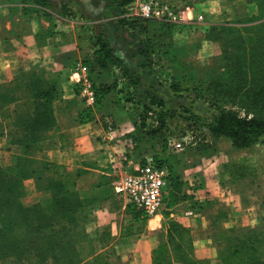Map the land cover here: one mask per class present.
Listing matches in <instances>:
<instances>
[{"label": "trees", "instance_id": "trees-1", "mask_svg": "<svg viewBox=\"0 0 264 264\" xmlns=\"http://www.w3.org/2000/svg\"><path fill=\"white\" fill-rule=\"evenodd\" d=\"M33 1H37L40 6L52 5L49 0ZM110 1L124 7L125 13V7L133 0ZM254 3L255 13L244 18L246 22L213 23L204 34V39L220 44L222 72L218 78L200 82L194 91L197 98L207 102L217 114L212 122L203 123L200 127L191 121L188 129H191V134L199 130L204 136L203 145L208 149L212 144L205 141L207 137L212 142L226 139L236 150L249 149L264 137V0H254ZM62 5L60 8L65 7ZM125 17L128 22L138 23L142 30L149 29L145 23L153 20ZM158 22L161 28H166L163 33L173 31L174 25ZM91 45L93 50L90 60H83L90 71L97 69L107 73L122 64L101 35L95 36ZM147 52L160 60L166 56L167 49L151 43ZM126 73L122 69V74ZM172 81L169 88L176 92V83ZM92 82L95 103L92 108L86 106L80 110L81 123L93 119L94 110L102 102L103 96L117 90L116 77L111 83ZM59 98L61 90L58 82L38 76L33 69L24 71L19 68L10 80L0 81V137L9 131L10 144L18 149L10 151L7 148L8 154L4 159L0 156V261L9 259L18 264H81L85 250H81L79 245L85 241L90 243L85 232L86 225L91 221L89 211L94 203L114 192V177L97 174L93 170L94 165L87 161L81 162L72 172L62 173L57 171L59 166L53 161L40 162L36 157L41 142L55 136L49 133L55 127L52 103ZM146 99L147 102L133 100V97L124 100L130 101V106L135 102L133 107L140 104V122L135 131L140 130L141 134L153 138L160 134L164 136L163 151L167 147L170 129L162 110L155 116V124L143 132L147 115L152 113L153 107L163 109V100L152 95H147ZM235 107L242 109L244 114L241 115ZM194 119L190 115L187 120ZM155 155V163L164 165ZM238 167L241 179L250 180L255 172L249 160L242 159ZM169 170L172 188L173 175ZM28 178L33 179L35 189L41 195L39 201L32 204L24 202L26 192L23 182ZM87 189H97V192L82 196L80 192ZM101 195H104L103 198ZM182 195L184 201L191 200L190 195ZM207 203L209 201H194L193 206L200 212ZM127 205L136 211L134 213L137 216L142 215L144 220L147 219L140 210L129 203ZM222 213L219 209L216 216ZM169 214L162 211L166 239L151 250V264H210L209 260L196 257L191 229L169 217ZM17 228L23 230L22 235H17ZM212 232L216 259L220 264H264V223L253 227L218 226ZM89 251H93L92 245Z\"/></svg>", "mask_w": 264, "mask_h": 264}, {"label": "crops", "instance_id": "crops-1", "mask_svg": "<svg viewBox=\"0 0 264 264\" xmlns=\"http://www.w3.org/2000/svg\"><path fill=\"white\" fill-rule=\"evenodd\" d=\"M59 1L68 9L59 11L39 5L43 11L34 12L28 20H22L18 11L3 12L0 81L10 80L16 67L24 64L31 65L38 76L56 80L61 98L52 103L55 118L52 132L55 136L41 142L36 157L63 163L61 140L77 131L81 153L88 158L86 161L94 165L93 170L97 174H113L114 177L115 173L124 169L130 171V166L133 168L139 163L136 153L126 144L128 137L123 134L130 129L135 130L128 117L127 107L130 103L124 99L133 97V100L146 102V96L152 95L165 103L161 95L165 90L162 86L165 81L161 82L163 79L157 70L159 64H156L158 60L147 52L150 44L157 43L161 48L179 51L193 40L198 54L210 55L216 48L211 41L204 39V34L211 23L219 22L222 17L216 11L214 0L194 1L191 7L194 14L203 11L198 31L202 36L196 39L194 32L187 29L163 33L166 28H161L157 20L147 21L145 24L150 28L142 30L138 23L125 19L124 7L110 0ZM10 5L17 7L19 3ZM97 35L108 41L122 61L120 66L113 67L107 73L97 69L90 71L83 61L90 60L93 50L91 42ZM150 57L152 59L148 60ZM122 69L127 71L125 75ZM84 74H88L96 84L111 83L116 77L117 90L105 94L103 105L99 106L97 112L94 110V118L81 123L79 112L87 106L79 95V81ZM105 167L106 170L103 169ZM24 182L32 183V179ZM238 182L244 186L242 196L235 197L226 188L217 187L212 192L214 203L210 201L205 209L196 211L194 216L170 212L169 217L191 229L196 253V242L206 240L204 237L211 229L207 228L210 225L213 228H226L253 227L264 223V172L252 182L241 179L230 182V185L238 186ZM95 191L97 189L86 190L87 193ZM192 193L199 201H206L198 191L190 190L185 194ZM219 204L226 205V210L217 217ZM125 209L120 215H116L108 205L95 211V220L88 224V230L94 233L88 235L94 248L92 252L88 248L85 250L81 264H151V250L166 239V230L162 225L164 216L158 214L144 220L131 208L125 206ZM215 261L220 264L217 259Z\"/></svg>", "mask_w": 264, "mask_h": 264}, {"label": "rangeland", "instance_id": "rangeland-1", "mask_svg": "<svg viewBox=\"0 0 264 264\" xmlns=\"http://www.w3.org/2000/svg\"><path fill=\"white\" fill-rule=\"evenodd\" d=\"M27 1L30 0H0V4L2 5L3 12L5 11L6 14L8 12L12 13L13 10L18 11V16H20L22 20H28L34 12H41L43 10L39 8L40 4L37 1L32 0L30 3ZM194 1L196 0H174V3L177 6L192 7ZM14 2H18L19 5L17 7L14 5L11 6L10 4ZM51 3L52 5H49V9L59 11L68 9H65V7L60 8L62 5V2L60 1ZM214 4L216 11L219 12L222 17L219 22H246L244 18H248L255 13L254 0H214ZM196 14H203V11L200 13L197 12ZM40 16L43 15L40 14ZM200 21L193 20L191 22L170 24L174 25L173 31L187 29L194 32V38L197 39L202 36V34L198 33ZM3 24L4 21L0 25L1 35V28H4ZM189 43V45L183 46L182 49H179V51L167 48V52L165 53L166 56H163L162 59L158 60L156 63L159 64V68L157 70L163 79L161 82L165 81V84L162 85L165 87V90L161 93L162 97L165 99V103L163 102V109L153 107L152 113H149L146 117L145 127H142L143 132H147L150 126L152 127V125L155 124L154 118L161 110L165 123L170 129L171 136H169L174 137V139H179L180 135L191 137V129H188L191 121H195L196 123L194 124L200 127L203 123L208 124L212 122L215 114H217V111L210 108L207 102L197 98L194 88L195 86H198L200 82L206 83V81L218 78L219 74L222 72V68L220 66L223 60L220 44L218 42H212L215 45V51L210 55H200L194 49V41L192 40ZM21 59L23 60V57H21ZM19 68H22L24 71L33 69L29 64L20 65L13 71L12 76L18 72ZM171 79L173 80L172 83H176V92H173L169 88ZM126 102L128 104L130 103V101ZM103 103L104 100L100 103V105H103ZM132 103L134 104L135 102ZM133 104L132 106L127 107L129 109L128 117L130 123L136 127L140 122L138 112L141 110V107L140 104L138 107H133ZM99 106L95 108L96 112ZM235 109L239 110L241 115L244 114L243 110L239 107H235ZM189 114L193 115L195 119L188 121L187 119H189ZM179 127L180 131L178 130ZM133 130L134 129H130L123 134L129 138L128 140L132 139L134 141V149H129L133 151V153H136L138 160H143L145 156L156 154L155 156L164 163V166H168L172 171L173 186L171 188L170 182L167 186V192L165 195L166 207H164V212L184 214L183 211L188 209L189 202L184 201V195H182V193H187V191L190 190L198 191V193L204 196L206 201H212L213 203L215 198L212 197V194H214L212 192L213 189L217 187L226 188L227 191H230V194H235V197L242 196V192H245L242 182H238V186L232 187L230 185V182L241 180L238 172V165L242 163V159L249 160V162L254 165L255 172L251 175V182L255 179V177L260 176L261 173L264 172V137L261 142L251 146L249 149L236 150L228 140L223 138L213 141L211 148L208 149L203 145V134L199 133V130H196L193 134L194 137H191L190 142L186 139L188 142L184 144V148L182 150H175L172 146H168L167 144L165 150L161 151V148H163L162 140L164 136L160 134L153 138L149 135L141 134L140 130L139 132ZM7 133H9V131ZM7 133L6 135L0 137V156L2 159H4V157L8 154L7 150H5L6 148H9V150L11 149L10 151H18L14 145L10 144V136ZM49 133L53 132L51 131ZM61 141H63L60 147L62 152L61 162L63 163L60 164L54 159H44L41 157L37 158L40 162L44 160L53 161L59 166L57 168L58 172H72L80 166L81 162H86V159L88 158L83 156L81 153L78 144L77 131L71 133L65 140ZM103 169L106 170L107 168L105 167ZM129 170H132L131 166L129 167ZM111 177H113V174ZM23 184L26 192L24 202L26 204L38 202L41 195L36 191L33 179L32 183L23 182ZM95 192L87 193L86 190H83L80 194L82 196L94 195L96 194ZM108 194L107 198L101 199L100 202L93 204L91 210L89 211V216L91 218L90 223L95 220V211L103 205H108L110 209L113 208L116 215H120L125 212V206H127V208H131L127 205L125 199L116 195L113 191ZM101 196L103 198L104 195ZM217 202L219 203V201ZM206 206L207 205H204L203 208L205 209ZM219 209L221 212H225L226 205L219 204ZM88 224L85 228L86 235H93L94 233L88 230ZM207 228L211 229L209 230L207 236L204 237L206 240L202 238L204 240L203 242H196V257L200 260H211L212 264H217V261H215L217 255L214 244L215 239H213L214 233L212 232L214 228L212 225ZM16 233L20 236L22 235L23 230L21 228H17ZM91 244L92 243H87V241H85L79 245V248L81 250H86L88 248L89 250ZM11 262L12 261L9 259H5L0 261V264H18ZM48 262L50 263L49 260Z\"/></svg>", "mask_w": 264, "mask_h": 264}, {"label": "built area", "instance_id": "built-area-1", "mask_svg": "<svg viewBox=\"0 0 264 264\" xmlns=\"http://www.w3.org/2000/svg\"><path fill=\"white\" fill-rule=\"evenodd\" d=\"M2 14L3 8L0 4V25ZM125 16L144 20L153 19L167 23L191 22L203 19L201 14H194L191 7L177 6L174 0H133L125 7ZM79 83V95L87 106H93L96 94L89 75L84 74ZM202 129L207 130L205 127H202ZM170 136L167 137V144L175 150H182L184 144L190 142L192 136L194 137L193 134H191V137L180 135L179 139ZM128 139H126V144L133 150L135 143L132 139ZM205 141L212 144V139L208 137ZM170 177L169 168L164 165H157L153 155H151L139 160V163L134 165L131 171L124 169L115 173L112 186L116 195L125 199L135 209L140 210L147 218H152L162 214L164 207H166L165 195ZM190 196L191 200L187 199L189 209L184 211L186 216H194L197 211L193 204L194 201L199 200L193 193Z\"/></svg>", "mask_w": 264, "mask_h": 264}, {"label": "water", "instance_id": "water-1", "mask_svg": "<svg viewBox=\"0 0 264 264\" xmlns=\"http://www.w3.org/2000/svg\"><path fill=\"white\" fill-rule=\"evenodd\" d=\"M51 2H59V0H50Z\"/></svg>", "mask_w": 264, "mask_h": 264}]
</instances>
